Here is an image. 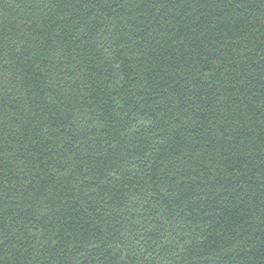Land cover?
<instances>
[{"label": "trees", "instance_id": "obj_1", "mask_svg": "<svg viewBox=\"0 0 264 264\" xmlns=\"http://www.w3.org/2000/svg\"><path fill=\"white\" fill-rule=\"evenodd\" d=\"M0 264H264V0H0Z\"/></svg>", "mask_w": 264, "mask_h": 264}]
</instances>
